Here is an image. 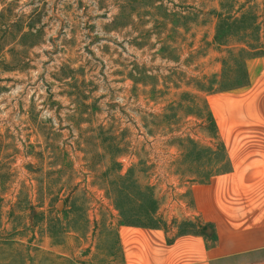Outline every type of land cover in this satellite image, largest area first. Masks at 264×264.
Returning <instances> with one entry per match:
<instances>
[{
    "label": "rangeland",
    "instance_id": "rangeland-1",
    "mask_svg": "<svg viewBox=\"0 0 264 264\" xmlns=\"http://www.w3.org/2000/svg\"><path fill=\"white\" fill-rule=\"evenodd\" d=\"M222 2L250 14L224 46ZM259 57L264 0H0V264H126L116 203L146 186L167 231L197 229Z\"/></svg>",
    "mask_w": 264,
    "mask_h": 264
},
{
    "label": "crops",
    "instance_id": "crops-1",
    "mask_svg": "<svg viewBox=\"0 0 264 264\" xmlns=\"http://www.w3.org/2000/svg\"><path fill=\"white\" fill-rule=\"evenodd\" d=\"M247 68L243 89L252 91L223 119L228 169L191 189V209L211 234L121 227L126 264H264V57Z\"/></svg>",
    "mask_w": 264,
    "mask_h": 264
},
{
    "label": "trees",
    "instance_id": "trees-1",
    "mask_svg": "<svg viewBox=\"0 0 264 264\" xmlns=\"http://www.w3.org/2000/svg\"><path fill=\"white\" fill-rule=\"evenodd\" d=\"M247 15H250L249 11L242 12V15L238 16V18L235 17L232 18V16H230L228 12V4L222 2L221 12L218 14L219 21L216 28V38H215L216 42L220 46H224L226 45V43H228L230 38L232 37L235 38L236 36H239V32H238L239 30H237V28L240 27V25L238 23L242 22L243 19H246ZM230 18L233 21V23L238 24V27L234 25L232 26V29L228 31L226 30V25L229 22ZM246 45L250 47V49L252 50L257 49L256 44L253 45L251 43L250 44L248 43ZM244 52H246L245 49L241 50V53ZM258 56H260V54L259 55L257 54V57ZM247 82H248V75L245 72V79L242 80L241 83L236 84L235 87L244 86L246 85ZM133 199H135V197H132L131 194L130 197L129 196L125 197V201L123 203L121 202L116 203L118 204V208L121 213V221H122L121 225L128 227L149 228V229H165V226L162 224L161 217H158V212L160 209L159 200L156 199L154 188L152 186H146V193H144L142 197V201L138 200L139 204L136 209L131 206V203L134 201ZM119 203L122 205H119ZM201 227L202 226H200V224L197 222V229L193 228V230L191 231H187L180 234L194 233L196 232V230L197 232L202 233L203 235L211 234L213 229L212 225L207 226L210 228L208 234L205 233L206 232L205 229L201 231Z\"/></svg>",
    "mask_w": 264,
    "mask_h": 264
}]
</instances>
